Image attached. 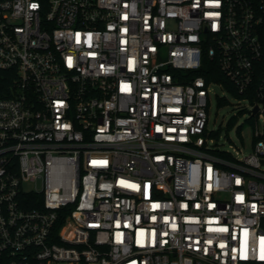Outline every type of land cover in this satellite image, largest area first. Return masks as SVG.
I'll list each match as a JSON object with an SVG mask.
<instances>
[{"label":"built area","instance_id":"1","mask_svg":"<svg viewBox=\"0 0 264 264\" xmlns=\"http://www.w3.org/2000/svg\"><path fill=\"white\" fill-rule=\"evenodd\" d=\"M0 70V264H264V0H0Z\"/></svg>","mask_w":264,"mask_h":264},{"label":"rangeland","instance_id":"2","mask_svg":"<svg viewBox=\"0 0 264 264\" xmlns=\"http://www.w3.org/2000/svg\"><path fill=\"white\" fill-rule=\"evenodd\" d=\"M217 94H226L229 102L219 105ZM210 97L211 106L209 109L208 129L212 130L213 144L218 148L229 150L240 157L250 154L254 149L255 125L247 122L249 110L245 109L243 114L239 111L242 106L248 107L249 101L245 99H241L240 101L238 96L227 92L218 85L211 86ZM232 116L236 118L230 125L229 120ZM240 124H243L242 135L237 132V127ZM30 186L41 188V180L37 184H30ZM57 264H66V262H59Z\"/></svg>","mask_w":264,"mask_h":264},{"label":"trees","instance_id":"3","mask_svg":"<svg viewBox=\"0 0 264 264\" xmlns=\"http://www.w3.org/2000/svg\"><path fill=\"white\" fill-rule=\"evenodd\" d=\"M204 66H207L210 68L211 71V75H208L207 78L209 79H215L217 81H222L225 83V86L228 90H230L233 95L235 96H240L234 89V87L231 85V83L229 82L228 79H226V77L223 75V73L220 71L219 67L216 64V61H210V60H206L204 61ZM202 72V71H201ZM8 74V72L3 70H0V96L3 95V90L5 89V87H7L10 83V78L6 77L4 75ZM219 105L221 104H225L228 103V101L225 98H221L219 100ZM235 116H232L229 120V124L231 125L234 121H235ZM247 122L250 124H254V119L253 118H247ZM237 132L238 134L242 135V130H243V124H240L237 127ZM256 140V138H254V141ZM64 220V217L61 216L60 220H59V224H61Z\"/></svg>","mask_w":264,"mask_h":264},{"label":"water","instance_id":"4","mask_svg":"<svg viewBox=\"0 0 264 264\" xmlns=\"http://www.w3.org/2000/svg\"><path fill=\"white\" fill-rule=\"evenodd\" d=\"M258 110V106H256L255 108H254V112H256Z\"/></svg>","mask_w":264,"mask_h":264}]
</instances>
